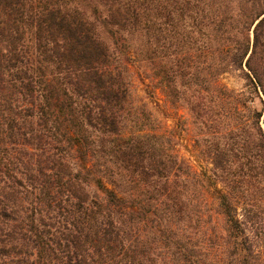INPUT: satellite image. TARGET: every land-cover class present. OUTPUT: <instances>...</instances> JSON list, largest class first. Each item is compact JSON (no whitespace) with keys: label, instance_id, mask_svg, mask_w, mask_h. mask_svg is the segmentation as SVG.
Returning <instances> with one entry per match:
<instances>
[{"label":"trees","instance_id":"trees-1","mask_svg":"<svg viewBox=\"0 0 264 264\" xmlns=\"http://www.w3.org/2000/svg\"><path fill=\"white\" fill-rule=\"evenodd\" d=\"M135 63L189 107L227 263L197 233L203 176L132 107ZM256 99L264 0H0V264H263Z\"/></svg>","mask_w":264,"mask_h":264},{"label":"rangeland","instance_id":"rangeland-1","mask_svg":"<svg viewBox=\"0 0 264 264\" xmlns=\"http://www.w3.org/2000/svg\"><path fill=\"white\" fill-rule=\"evenodd\" d=\"M253 41V29L251 31ZM133 82L132 107L142 117L144 123L150 130L164 134L172 140L176 153L184 159L192 168L199 172L205 180V204L203 208L204 217L202 220L203 229L198 230V236L206 231L207 236L212 237L208 252L210 255L219 256L226 263L229 261L225 247L220 248L216 243L221 235L223 219L218 214L217 196L221 186L211 177L212 166L210 162L199 152L196 147V139L199 138V130L193 125V118L186 103H179L174 106L168 102L165 93L157 80L152 79L151 73L146 65L135 63L131 67ZM221 83L234 91H241L245 81L239 73H232L221 78ZM263 97V95H262ZM254 108L261 113V126L264 129V105L256 99ZM247 213L250 222L247 224V231L251 238L255 257H261L264 264V198Z\"/></svg>","mask_w":264,"mask_h":264}]
</instances>
